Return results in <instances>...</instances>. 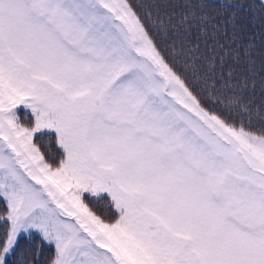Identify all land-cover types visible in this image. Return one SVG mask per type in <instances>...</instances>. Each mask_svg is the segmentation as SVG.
Instances as JSON below:
<instances>
[{"label":"snow or ice","instance_id":"1","mask_svg":"<svg viewBox=\"0 0 264 264\" xmlns=\"http://www.w3.org/2000/svg\"><path fill=\"white\" fill-rule=\"evenodd\" d=\"M208 6L157 26L130 0H0V264H22L33 234L49 264H264V132L236 123L252 109L231 71L216 78L225 46L190 39ZM45 131L59 159L34 142Z\"/></svg>","mask_w":264,"mask_h":264},{"label":"trees","instance_id":"2","mask_svg":"<svg viewBox=\"0 0 264 264\" xmlns=\"http://www.w3.org/2000/svg\"><path fill=\"white\" fill-rule=\"evenodd\" d=\"M130 2L142 16L146 11L151 10L152 19L159 26L160 19L167 22L171 18L172 23L179 20L184 12L185 0H130ZM192 2L197 3L198 0H192ZM205 2L209 5L205 9L209 23L203 26L204 34H201L198 28H194L190 39L193 44L199 43L202 52L207 47L215 49L219 55L221 50L218 45L225 46L224 51L227 52V57L223 65L217 63L216 78L221 79L222 72L227 74L231 71L234 87L237 89L243 87L242 99L250 102L249 106L252 109L250 116H237L236 123L239 124L242 119L249 130L257 134L264 132V88H262L264 81L261 80L264 76V15L250 11H235L233 15L234 10L218 7L215 0H205ZM239 2L247 5L252 0H239ZM149 26L151 27V24ZM153 34L158 37L155 31ZM250 44L252 47L249 48V57L245 55V48ZM249 58L254 61L251 66ZM253 81H255L254 87ZM219 91L224 93L226 102L232 98L228 89L219 88ZM219 107H226V104ZM27 113L21 110L18 115ZM34 142L41 147L46 159L51 161L53 158H60L61 150L56 145L54 134L46 131L36 134ZM84 198L89 207L103 219H106L107 215L111 216L112 208L106 206V201L98 198L93 200L88 195ZM6 227L0 224V235ZM53 252L54 247L42 241L38 234H33L31 237L22 236L13 260H20L22 264H49Z\"/></svg>","mask_w":264,"mask_h":264},{"label":"rangeland","instance_id":"3","mask_svg":"<svg viewBox=\"0 0 264 264\" xmlns=\"http://www.w3.org/2000/svg\"><path fill=\"white\" fill-rule=\"evenodd\" d=\"M19 117H20L21 123H23L25 126H30L31 125L32 118H31L30 112H28L27 114H23V115L19 114ZM84 200H85V198H84ZM93 200H95V198H93ZM101 200L102 201H106V206L109 207L108 206L109 205V201L108 200H106V199H101ZM85 203H87V202L85 201ZM96 211H98V210H96ZM111 211H112L111 212V216L107 215L105 217L106 218L105 219L106 221H108V220L111 221V219L113 220V218H114V210L111 209Z\"/></svg>","mask_w":264,"mask_h":264}]
</instances>
